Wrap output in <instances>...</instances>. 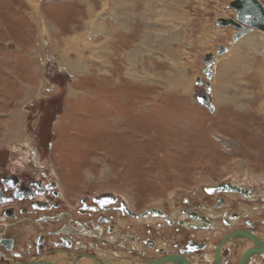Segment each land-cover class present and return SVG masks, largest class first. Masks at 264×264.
<instances>
[{
  "label": "rangeland",
  "instance_id": "rangeland-1",
  "mask_svg": "<svg viewBox=\"0 0 264 264\" xmlns=\"http://www.w3.org/2000/svg\"><path fill=\"white\" fill-rule=\"evenodd\" d=\"M231 1L0 0L2 165L18 171L41 157L71 211L84 195L110 193L134 212L157 207L170 213L179 211L185 196L219 182L264 188V32L254 29L233 42L237 30L216 24L235 17ZM106 3L109 9L93 19ZM119 17L125 24L108 31ZM95 21L107 31L94 35ZM251 38L259 39L257 48ZM220 45L227 47L222 55L216 53ZM132 47L141 51L137 64L122 59ZM209 52L216 57L213 89L229 83L224 100H217L215 89L209 93L214 111L197 100L205 90L197 78L208 80ZM62 54L84 65L71 74L60 64ZM128 68L136 75L129 76ZM249 213L264 217L260 207ZM154 217L120 216L115 228L135 224L141 235L147 221L164 220ZM33 228L23 229L31 234ZM169 241L158 238L160 245L149 250L168 251ZM95 255L116 264L164 256L114 247Z\"/></svg>",
  "mask_w": 264,
  "mask_h": 264
},
{
  "label": "flooded vegetation",
  "instance_id": "flooded-vegetation-1",
  "mask_svg": "<svg viewBox=\"0 0 264 264\" xmlns=\"http://www.w3.org/2000/svg\"><path fill=\"white\" fill-rule=\"evenodd\" d=\"M228 182L238 186L242 192L219 191L215 187ZM217 184L203 187L199 196H185L179 211L169 213L162 209L165 216H155L153 219L164 220L147 221L143 224L144 233L141 235L134 232L138 230L135 229L139 228L138 225L125 222L118 238L115 232L117 218H132L126 212V207H130L124 199L110 193L84 195L77 203L76 210L71 211L61 198L59 180L46 170L41 157L30 158L18 171L6 169L0 162V218H4L0 221V264L14 262L10 261L14 259H31L30 263L35 264L34 261L43 254L52 255L53 250L60 249L95 255L99 248L114 247L132 255L148 256L149 248L157 246L158 238L169 245V239L172 240V247L168 251L167 247H159L157 252L151 251V256L153 252H160L164 256L179 254L191 264H215L218 246L226 236L237 231H246L264 244V217L259 221L249 213L259 207L264 210V188L257 184L244 186L232 181ZM229 193L235 195L236 199H230ZM25 222L37 228L39 233L36 237H31V234L16 225ZM218 223L224 227V233L221 231L220 235L214 237L203 235L213 232ZM169 228L172 231L165 230ZM28 234L30 237L27 238ZM178 234L181 238L176 236ZM21 237H24L22 242ZM246 240L251 239L231 237L226 241L221 246L219 264H240L251 248L258 247L255 239H252L253 246L241 254L239 250H242ZM141 241L143 250L139 249ZM6 256H10V259ZM148 258L159 259L155 256ZM130 261L127 264H132L133 260ZM245 264H264V251L251 254Z\"/></svg>",
  "mask_w": 264,
  "mask_h": 264
},
{
  "label": "water",
  "instance_id": "water-1",
  "mask_svg": "<svg viewBox=\"0 0 264 264\" xmlns=\"http://www.w3.org/2000/svg\"><path fill=\"white\" fill-rule=\"evenodd\" d=\"M230 7L234 8L235 10V17L234 18H218L216 20V24L218 26H230L232 25L237 32L233 36V42L238 41L241 37L248 34L254 29H257L259 31L264 32V3L261 0H233L230 2ZM227 51V47L224 45H220L216 53L218 55H222ZM216 57L213 52H209L205 55L204 63H205V69L204 73L206 74L208 80L203 82L200 78H197L196 83L198 85H205V90H201L197 96V100L199 103H201L204 106H207L210 108V110L214 111V106L211 103V100L209 98V93L211 92V83L210 80L213 77V69L212 65L215 63ZM203 99V102H201V99ZM216 188H218L219 191H229V192H242V190L234 185L231 182L228 183H221L215 185ZM113 195V194H110ZM115 200V196H114ZM126 212L134 217H148L150 216H156V217H164L165 213L161 211L160 208L157 207H151L146 209L143 212H134L130 208L126 207ZM231 237H249L250 239H255L252 236H249L246 231L240 230L237 231L231 235L226 236L220 245L218 246L216 257L217 261L215 264H219V255L221 246L228 241ZM258 247L255 249H251L249 252H247L242 260L240 261V264H245L247 261V258L251 256L254 252H261L264 251V245L261 241H257ZM196 244V243H194ZM193 249H198L197 247H194ZM193 249L191 251H193ZM84 257H91L96 260V262H99L100 264H113V261L109 263L107 260L100 259L96 255H90L86 253H80L76 257V261L80 262V260ZM75 258V257H74ZM168 262H173L176 264H191L184 256L179 254H172V255H166L163 258L160 259H154L150 261L147 264H164Z\"/></svg>",
  "mask_w": 264,
  "mask_h": 264
},
{
  "label": "bare ground",
  "instance_id": "bare-ground-1",
  "mask_svg": "<svg viewBox=\"0 0 264 264\" xmlns=\"http://www.w3.org/2000/svg\"><path fill=\"white\" fill-rule=\"evenodd\" d=\"M110 1H113V2H116L117 0H110ZM121 1V0H120ZM149 4V3H148ZM147 5V4H146ZM148 6V5H147ZM109 5L106 3V5L104 4L103 5V7H102V10L99 12V13H97L95 16H93L92 18L94 19V17H96L97 18V16L98 15H100L101 14V12L103 11V12H105L106 10H108L109 9ZM156 9V8H155ZM89 10H91V7H90V9ZM88 10V11H89ZM105 10V11H104ZM172 11H173V9H171ZM114 15V14H113ZM118 17V16H117ZM95 18V19H96ZM98 21V20H97ZM97 21H95V22H93V25L91 26V28H92V30H93V34L94 35H97L100 31H115V30H117L118 28H119V26L120 25H118V23H121L122 25H124L125 24V22H126V18H122V17H119V18H116L115 19V21H111V24H112V26L110 27V28H108L107 30H105L106 29V26L105 25H101V24H99V22L97 23ZM90 26L91 25V23L90 24H87L86 26ZM73 27V26H72ZM75 27V26H74ZM73 27V28H74ZM68 30V29H67ZM122 32V31H121ZM112 36V35H111ZM256 36V35H255ZM259 42V39H253V38H251L250 39V43L253 45V46H255L256 48L258 47V45H257V43ZM135 44H136V42H135ZM137 45V44H136ZM262 45H264V38H263V43H262ZM237 44L235 45V47L237 48ZM260 46H261V43H260ZM99 47V46H98ZM101 47V46H100ZM92 47H88V49H91ZM102 48V47H101ZM132 48H134V47H132ZM100 48H98V50H99ZM98 50H95L94 49V51L95 52H97ZM131 51V50H130ZM231 51V49L229 50V52ZM101 54L102 56H103V52H102V49H101V52H97L96 53V56H97V54ZM136 53L137 54H139V53H141V51H140V49H138V47H136V48H134V50H133V52H132V54H134L133 56H132V54H130V55H123L122 56V59L123 58H128V61H129V63H131V64H137L136 63V59H135V57H136ZM105 55V54H104ZM131 57V58H130ZM60 64L62 65V66H64V67H66V69L71 73V74H74L75 73V71H77V70H80L81 68H82V65H84V64H81V59H79V60H77V61H70V60H67L66 59V57H65V54H62L61 55V57H60ZM99 60V59H98ZM97 60V61H98ZM92 62V61H91ZM174 62V61H173ZM229 63H227L226 65L225 64H223V66H225V67H229V65H228ZM130 66H133V65H130ZM65 69V68H64ZM129 69L130 68H128V71H129ZM128 74H129V76L131 75V76H135L136 75V73H134L133 71H129L128 72ZM224 74H226V73H224ZM227 84H229V83H224V82H220L219 83V86L215 89V96H216V98H217V100L218 101H220V99H222V100H224L225 99V96H223V93L224 94H227L226 92H225V89L226 88H228V85ZM213 89V86L211 85V90H214ZM217 92H219V94H217ZM219 95V96H218ZM261 146V145H260ZM159 218V217H158ZM236 223V222H235ZM213 225H214V223H212ZM235 225V224H234ZM214 228H216L212 233H213V235H217V234H220L221 233V231H223V230H225L224 229V227H222L219 223L218 224H216L215 225V227ZM211 232H209V233H211ZM224 232V231H223ZM253 233V232H252ZM247 238H249V237H247ZM264 238V237H263ZM244 239H246V238H244ZM252 240V239H251ZM256 241V240H255ZM258 241V240H257ZM252 241H250V240H246L245 241V243L244 244H246L247 246L248 245H250L249 247H251V246H253L252 245V243H251ZM164 243V242H163ZM68 244V243H67ZM243 244V245H244ZM263 244V243H262ZM160 245V242L157 244V246H159ZM164 245L166 246V244L164 243ZM264 245V244H263ZM249 247L248 248H242V250H240L241 251V254H242V252L244 253L247 249H249ZM251 249H254V248H251ZM250 249V250H251ZM249 250V251H250ZM248 251V252H249ZM80 253H78V252H72V255L70 256V257H68V253L67 252H65L64 253V255L66 256V258H69V259H71L70 261L68 260V259H62V260H57L55 257H53V255L52 256H46V255H42L41 257H45V258H43L42 260H40V261H34L35 262V264H100L99 262H96V260L95 259H93V258H91V257H84V258H82L81 260H80V262H77L76 261V257L79 255ZM148 254H150L151 255V251L149 250V253ZM75 257V258H74ZM164 257V256H163ZM31 260V259H30ZM88 260V261H87ZM152 261V260H151ZM31 261H26V262H9V263H6V264H31L30 263ZM150 262V261H149ZM149 262H147V263H149ZM128 262H124V263H122V264H127ZM147 263H143V264H147ZM119 264V263H118ZM121 264V263H120ZM141 264V263H140ZM167 264V263H166Z\"/></svg>",
  "mask_w": 264,
  "mask_h": 264
},
{
  "label": "crops",
  "instance_id": "crops-1",
  "mask_svg": "<svg viewBox=\"0 0 264 264\" xmlns=\"http://www.w3.org/2000/svg\"><path fill=\"white\" fill-rule=\"evenodd\" d=\"M234 36V35H233ZM241 39V38H240ZM1 220H4V218L3 219H1ZM29 225H33V224H31V223H22L21 225L20 224H18V228H20V227H22V228H26V227H28ZM34 226V225H33ZM34 230V231H33ZM115 232L117 233L116 235H117V237L118 238H120V235L119 234H121L122 232H123V229L122 230H118L117 228H115ZM134 232H136L138 235H139V231H134ZM139 232V233H138ZM31 234H32V236H34V237H36L37 236V234H38V231H37V228L34 226V228L32 229V232H31ZM31 236V237H32ZM30 241V240H29ZM251 241V240H250ZM157 247V246H156ZM64 253H65V251H62V249H60V250H53V252L51 253L52 255H53V257H55L57 260H62L63 258H66V256L64 255ZM68 254H70V255H72V252H67ZM83 253V252H82ZM43 255H46V256H52V255H50L49 253H47V254H43ZM97 256V255H96ZM98 257V256H97ZM43 258H45V257H40L39 259H36L35 261H40V260H42ZM30 260V259H29ZM71 260V259H70ZM121 260H123V259H121ZM25 261H28V260H25ZM120 261V260H119ZM113 264H116V262H114Z\"/></svg>",
  "mask_w": 264,
  "mask_h": 264
},
{
  "label": "snow or ice",
  "instance_id": "snow-or-ice-1",
  "mask_svg": "<svg viewBox=\"0 0 264 264\" xmlns=\"http://www.w3.org/2000/svg\"><path fill=\"white\" fill-rule=\"evenodd\" d=\"M201 99V102H203V99L202 98H200Z\"/></svg>",
  "mask_w": 264,
  "mask_h": 264
}]
</instances>
